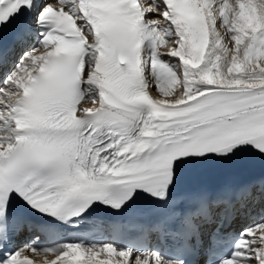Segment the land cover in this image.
Wrapping results in <instances>:
<instances>
[{
    "label": "snow or ice",
    "instance_id": "1",
    "mask_svg": "<svg viewBox=\"0 0 264 264\" xmlns=\"http://www.w3.org/2000/svg\"><path fill=\"white\" fill-rule=\"evenodd\" d=\"M5 32L0 264H264V207L234 231L257 186L187 187L264 159V0H0ZM141 198L161 214L136 236L60 240Z\"/></svg>",
    "mask_w": 264,
    "mask_h": 264
},
{
    "label": "bare ground",
    "instance_id": "2",
    "mask_svg": "<svg viewBox=\"0 0 264 264\" xmlns=\"http://www.w3.org/2000/svg\"><path fill=\"white\" fill-rule=\"evenodd\" d=\"M149 2H150V0H149ZM84 106L90 107V106H93V105L85 104ZM254 198H257V196H254ZM256 212L259 213L260 209L258 208V210H257V209H255L254 205H252V210H251V212L249 213V216H248V223H249L248 225H250L252 223H255V222H253L252 217L256 214ZM49 258H51V257H49ZM37 259L42 260L43 257H38Z\"/></svg>",
    "mask_w": 264,
    "mask_h": 264
}]
</instances>
